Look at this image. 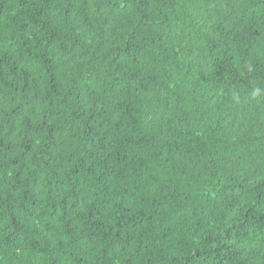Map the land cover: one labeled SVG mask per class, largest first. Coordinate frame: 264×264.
I'll return each instance as SVG.
<instances>
[{
  "label": "trees",
  "instance_id": "16d2710c",
  "mask_svg": "<svg viewBox=\"0 0 264 264\" xmlns=\"http://www.w3.org/2000/svg\"><path fill=\"white\" fill-rule=\"evenodd\" d=\"M0 264H264V0H0Z\"/></svg>",
  "mask_w": 264,
  "mask_h": 264
}]
</instances>
